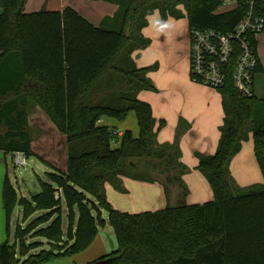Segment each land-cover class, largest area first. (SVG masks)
Listing matches in <instances>:
<instances>
[{"label":"trees","instance_id":"16d2710c","mask_svg":"<svg viewBox=\"0 0 264 264\" xmlns=\"http://www.w3.org/2000/svg\"><path fill=\"white\" fill-rule=\"evenodd\" d=\"M103 1L117 9L95 26L69 6L24 12L25 0H0V151L31 155L28 115L35 106L66 136L67 147L66 170L47 172L29 199L18 198L4 177L7 234L16 205L21 223L31 218L15 225L11 242L7 238L0 244V264L71 256L88 247L106 223L116 239V248L100 258L108 259L106 264H264V99L243 96L233 85L238 43L233 42L224 67V83L215 89L223 111L216 149L195 153L196 169L213 193L201 204L184 201L187 167L180 161L178 142H157L164 120H156L149 103L137 97L141 90L155 89L148 74L157 64L137 67L133 61V53L150 43L142 29L153 11L161 19L186 16L189 29L226 34L246 6L239 0L235 8L217 12L223 0ZM253 14L264 17V2H255ZM250 42L256 48V39ZM260 73L257 60L254 76ZM129 111L136 118V137L130 130L118 136L96 124L101 116L123 120ZM249 135L263 182L239 187L230 163ZM123 177L159 181L166 193L175 186L176 203L138 213L116 210L104 184L123 193ZM28 236L45 239L49 248L30 253L40 244L28 242Z\"/></svg>","mask_w":264,"mask_h":264},{"label":"crops","instance_id":"0c3cea01","mask_svg":"<svg viewBox=\"0 0 264 264\" xmlns=\"http://www.w3.org/2000/svg\"><path fill=\"white\" fill-rule=\"evenodd\" d=\"M65 6L72 7L95 26L99 25L103 17L112 16L117 9L114 3L103 0H25L23 10L24 12L41 9L55 11L62 10ZM155 12L157 11H153L151 14ZM182 19L177 20L173 17H167L166 20L162 19L163 22L170 21V26L163 29L153 26V24L149 26L147 19V24L142 29V33L150 40V43L144 49L133 53V61L137 67L157 64V69L148 74L155 89L141 90L137 97L149 103L152 115L156 120H164V125L157 130V142L160 144L178 142L180 161L187 167V171L182 175V181L187 188L184 201L187 204H201L212 200L213 193L206 179L196 169L197 158L195 153L212 154L215 151L223 111L220 95L215 89L190 79L189 28L186 16H183ZM257 43L256 38V53L262 73L254 76L253 95L264 99V61L258 55ZM257 76H259L260 82L256 84ZM104 117L101 116L97 120L98 126H107L120 136L124 130H130L134 137L137 136L138 127L132 111H129L123 120ZM28 125L32 131L31 155L28 157H34L51 169L56 168L65 171L66 136L58 131L46 113L38 106H35L28 115ZM117 144L118 142L112 146H117ZM3 155L5 156L4 153ZM10 156L12 157V155ZM28 157H26V165L29 160ZM32 164L37 172L47 173L44 168L39 170L34 162ZM230 172L239 187L263 182L254 156L251 135L248 136L245 145H241L240 150L233 157L230 163ZM33 173L39 180L38 173L36 174L35 171ZM5 176L12 184L18 198L29 199L33 194L32 192L37 190L36 188L35 191H30L27 189L29 186L24 185L21 181L11 182L6 165L0 163V244L9 236L7 234L6 215L2 205V183ZM122 184L125 192H118L111 184L105 183L104 193L112 208L128 213L154 211L167 205H174L179 195L175 186L176 190L172 188L173 186H169L166 193L159 181L145 182L123 177ZM16 206L13 211L20 212L22 216L21 207ZM37 213L35 212L32 216ZM21 216L17 217V223L18 220L21 222ZM102 216L106 219L104 211ZM11 217L9 226L11 225ZM62 226L64 230L65 218ZM109 231L113 233V239L110 238ZM39 242L41 241L39 240ZM44 245H49L45 239L42 242V246ZM115 248L116 239L113 229L106 223L104 227L98 229L93 241L84 250L71 256L60 257L40 264H88L108 255Z\"/></svg>","mask_w":264,"mask_h":264},{"label":"built area","instance_id":"2783aa9c","mask_svg":"<svg viewBox=\"0 0 264 264\" xmlns=\"http://www.w3.org/2000/svg\"><path fill=\"white\" fill-rule=\"evenodd\" d=\"M226 0H223L222 4ZM256 1L242 0L247 10L236 23L233 31L223 34L212 28L189 29L188 62L190 79L213 89L221 87L225 80L224 67L233 51V42L239 45V52L232 71V82L239 94L251 97L253 94L254 68L258 60L256 48L250 42L264 32V17L253 14ZM235 8L239 0H231ZM228 9V10H230ZM118 136L117 132L113 131ZM112 145L116 142H112ZM12 164L26 166V157L21 152L12 155Z\"/></svg>","mask_w":264,"mask_h":264},{"label":"rangeland","instance_id":"374dc122","mask_svg":"<svg viewBox=\"0 0 264 264\" xmlns=\"http://www.w3.org/2000/svg\"><path fill=\"white\" fill-rule=\"evenodd\" d=\"M233 6H234V4L231 2V0H226L217 9V12L226 11V10L232 8ZM182 18L183 17L174 18V19L183 20ZM159 19L162 20L160 17H159ZM163 20H166V19H163ZM148 25L149 26L151 25V23H150L149 20H148ZM256 38H257V42H258L257 43V52H258V55H259L260 59L264 61V32L259 33ZM255 81H256V84L258 82H260L259 76L256 77ZM246 142H247V140L244 141V143L242 145L244 146ZM28 159L29 160L27 161V165L26 166L16 167V166H14L12 164V161H11L12 160V157L10 155L5 154V156H4L3 153L0 152V163L2 165H4V164L6 165V167L8 169V176H9L10 181L13 182V183H15L16 181H18V182L21 181L24 185L29 186L27 189H29L30 191H35V189L37 188V190L35 192H38L39 191V180L34 175L33 171H35L36 174L38 173L37 175L40 176V180L46 181L47 178H46V174H43L40 171L37 172L35 170L34 165L32 164V162H34L36 164V167L39 170L44 168L45 171L52 172V169L50 167H48V166L40 163L34 157H28ZM152 174H154V172ZM172 188L174 190H176V188L174 186ZM35 192H32V193H35ZM18 208H20V206H18ZM18 216L19 217L21 216L20 215V212L14 210L13 211V214H12V217H11V225L9 226L10 227V229H9V236H8L9 242H11L13 240L14 227L17 224V217ZM28 220L25 223H23V225H25L28 222ZM19 222H20V220H18V223ZM110 232L111 231H109V236H110L111 239H113V233L112 232L110 233ZM26 239H27L28 242H33V241L39 242V240L41 241V242H39L40 246H38V247H36L34 249H31L30 253L31 252L37 253L41 249H47V248H49V245L42 246V242L44 241L43 238H39V237H35V236L34 237L28 236ZM19 261H21V259L18 260V263L17 264H19Z\"/></svg>","mask_w":264,"mask_h":264},{"label":"clouds","instance_id":"9594fccd","mask_svg":"<svg viewBox=\"0 0 264 264\" xmlns=\"http://www.w3.org/2000/svg\"><path fill=\"white\" fill-rule=\"evenodd\" d=\"M150 21L153 26H158L159 28H167L170 26V21L169 22H163L159 19V13L155 12L153 14H150L149 16L146 17Z\"/></svg>","mask_w":264,"mask_h":264},{"label":"water","instance_id":"95a60500","mask_svg":"<svg viewBox=\"0 0 264 264\" xmlns=\"http://www.w3.org/2000/svg\"><path fill=\"white\" fill-rule=\"evenodd\" d=\"M107 261H108V259H100V260H96V261L88 263V264H106Z\"/></svg>","mask_w":264,"mask_h":264}]
</instances>
